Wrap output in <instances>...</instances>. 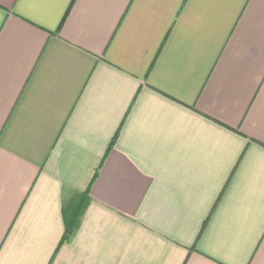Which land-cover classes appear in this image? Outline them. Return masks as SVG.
<instances>
[{
	"label": "crops",
	"instance_id": "0c3cea01",
	"mask_svg": "<svg viewBox=\"0 0 264 264\" xmlns=\"http://www.w3.org/2000/svg\"><path fill=\"white\" fill-rule=\"evenodd\" d=\"M0 264H264V0H0Z\"/></svg>",
	"mask_w": 264,
	"mask_h": 264
},
{
	"label": "trees",
	"instance_id": "16d2710c",
	"mask_svg": "<svg viewBox=\"0 0 264 264\" xmlns=\"http://www.w3.org/2000/svg\"><path fill=\"white\" fill-rule=\"evenodd\" d=\"M74 224H75L74 220H70L69 225H67V228H69V230L73 229Z\"/></svg>",
	"mask_w": 264,
	"mask_h": 264
}]
</instances>
